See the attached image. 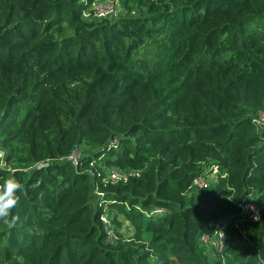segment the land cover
<instances>
[{
    "label": "trees",
    "instance_id": "16d2710c",
    "mask_svg": "<svg viewBox=\"0 0 264 264\" xmlns=\"http://www.w3.org/2000/svg\"><path fill=\"white\" fill-rule=\"evenodd\" d=\"M94 1L0 0V174L21 185L0 264H264V0H119L121 18L86 20Z\"/></svg>",
    "mask_w": 264,
    "mask_h": 264
},
{
    "label": "built area",
    "instance_id": "2783aa9c",
    "mask_svg": "<svg viewBox=\"0 0 264 264\" xmlns=\"http://www.w3.org/2000/svg\"><path fill=\"white\" fill-rule=\"evenodd\" d=\"M94 14L93 16H96L98 18L102 17H117L121 18V15L125 13V9L122 7L119 0H96L94 7H93ZM89 14H91L88 11ZM254 121L260 125H264V111L259 114L258 117L254 118ZM119 144V139L110 140L107 146H104L101 150H105L107 147L115 145L117 146ZM100 151V150H99ZM7 154L8 150L4 148L0 144V163L6 164V170L7 171H13V167L11 164L7 161ZM78 155L76 152H74L72 155L68 156L67 158H62L60 161H64L65 159H68L73 162V164L77 167L79 160ZM51 164L50 159H47L45 161H42L38 163L35 168H43L46 166H49ZM1 171V170H0ZM106 181H110L112 183L116 182H126L128 181L129 177L131 176H139V171H125L120 168H107L106 169ZM213 174V175H212ZM93 175V174H92ZM94 176V175H93ZM224 177L225 175H220L219 167L218 166H211L207 167L203 174L196 177L193 181V188L198 190H204L208 188L211 184L214 182H217L219 177ZM3 181V176L0 174V182ZM99 196H104L103 192H98ZM258 195L252 194V198L254 199V202H249L246 204L241 205V212L248 216L249 220L251 221H258L261 217V206L255 201ZM168 211L167 208L164 207H155L148 216H159ZM101 219L106 224V229L108 232V240H113L115 238L114 232H113V226L111 223V215L106 210L102 213ZM225 223L226 221L217 222L216 223V229L214 231V236L209 235H203L202 240L205 245L207 246H215L218 250H221L224 246L226 240H225Z\"/></svg>",
    "mask_w": 264,
    "mask_h": 264
},
{
    "label": "clouds",
    "instance_id": "9594fccd",
    "mask_svg": "<svg viewBox=\"0 0 264 264\" xmlns=\"http://www.w3.org/2000/svg\"><path fill=\"white\" fill-rule=\"evenodd\" d=\"M0 170H6V164L0 163ZM21 190V185L13 178H6L0 182V221L12 226L9 217L12 210L17 206L19 196L17 193ZM18 217H13V220Z\"/></svg>",
    "mask_w": 264,
    "mask_h": 264
},
{
    "label": "rangeland",
    "instance_id": "374dc122",
    "mask_svg": "<svg viewBox=\"0 0 264 264\" xmlns=\"http://www.w3.org/2000/svg\"><path fill=\"white\" fill-rule=\"evenodd\" d=\"M96 0L92 3L91 7L89 9H87L85 12H84V17L86 18V20H92L93 18L90 17V16H93L94 14V11H93V7H94V4H95ZM88 11L91 13L89 14ZM136 14H140V11L139 9H137L136 11ZM123 16V14L121 15V17ZM103 18V17H102ZM117 18V17H116ZM144 113V111H143ZM117 139V138H115ZM114 139V140H115ZM5 148H7L9 150V148L7 146H5ZM88 151L85 147V145H80V147L76 150V154L79 156V154H86ZM33 168H35V166L31 165L30 168H28L27 170H32ZM90 172L94 175L96 173V171L94 169H91ZM213 175V174H212ZM118 184V182H116ZM0 224H1V221H0ZM126 225H128V223H126ZM129 231H132V227L130 226L128 228ZM129 234H131V232H129ZM214 254V253H213Z\"/></svg>",
    "mask_w": 264,
    "mask_h": 264
}]
</instances>
